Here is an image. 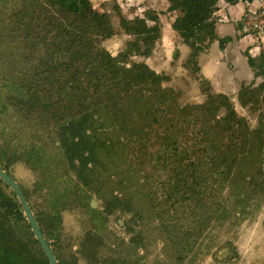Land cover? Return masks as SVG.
<instances>
[{
    "label": "trees",
    "instance_id": "obj_1",
    "mask_svg": "<svg viewBox=\"0 0 264 264\" xmlns=\"http://www.w3.org/2000/svg\"><path fill=\"white\" fill-rule=\"evenodd\" d=\"M219 1L167 0L166 11L175 15L171 28L189 48L183 67L206 97L182 105L181 91L163 86L167 74L132 60L149 57L162 36L155 9L127 18L113 5L119 29L129 36L113 55L103 45L116 33L111 15L91 0H0V166L13 177L9 168L20 161L40 174L32 189L19 185L58 264L139 263L144 218L127 188L133 177L142 178L144 206L180 208L189 216L181 228L178 219L165 223L173 244H195L204 226L221 216L223 190L240 200L264 196V50L256 56L243 51L253 80L241 83L236 95L255 114L253 128L228 94L199 77V54L214 41L223 49L232 40L216 33ZM178 58L175 48L172 61ZM92 195L101 210L90 206ZM65 210L89 216L76 249L64 231ZM114 213L136 220L126 225V250L103 253ZM0 264H49L1 180Z\"/></svg>",
    "mask_w": 264,
    "mask_h": 264
},
{
    "label": "rangeland",
    "instance_id": "obj_2",
    "mask_svg": "<svg viewBox=\"0 0 264 264\" xmlns=\"http://www.w3.org/2000/svg\"><path fill=\"white\" fill-rule=\"evenodd\" d=\"M91 2L93 6L104 9L111 15V21L116 33L111 39L105 40L103 45L113 55L117 54L129 39L118 27V17L113 10V5L117 4L122 14L127 18L134 17L135 15L141 16L144 9L154 7L159 12L162 29L161 42L158 43L156 51L150 55L147 61L140 56H134L132 60L146 61L156 72H163L170 77L173 76V79L171 78L169 82H164L163 86H171L181 91L178 99L180 104L198 103L205 100L206 97L200 91L199 82H196L198 84L197 88L192 82L184 83L181 80L182 70L175 65L176 60L172 61L171 54L177 48L179 40L171 28V22L174 16L173 13L166 11V0H91ZM242 7L243 5H240L233 10H228L226 6L220 5V8L223 10L222 13L225 16L229 14L228 16L232 19H238L240 17ZM226 29L227 27L224 28V30ZM240 29L243 32L242 34H244L243 37L248 35L244 33L242 27ZM248 37L252 38L250 35ZM211 45L212 47L210 46L209 53L203 55L201 58V65L205 77L209 76V78L219 84H227L225 86L226 88L231 86L229 81L233 76L236 78H242L240 76H244L248 80L247 73H243L248 64L238 44L235 43L230 46L225 54L226 56H222L217 42L214 41ZM215 61H219L217 65H215ZM210 62L212 63L211 66H209ZM228 62L233 64L234 67H237V69L233 71L231 66L228 65ZM188 75L192 80L196 81L193 76ZM261 79H256V83ZM182 89H185V91ZM215 91L219 92V89L217 88ZM229 91L227 94L230 96L236 111L247 119L251 128L255 127L256 116L247 108L239 105L236 99L237 90L235 86L229 87ZM200 96L201 98L199 99ZM0 124V126L3 125V123ZM16 136H19L17 140H21L19 133ZM15 140L16 138L12 139V141ZM26 141L29 140L26 139ZM43 141L41 140V142ZM1 142L2 139H0ZM46 146L47 150L52 148V141H47ZM52 152L55 153L57 151L52 150L51 154ZM121 165L124 166L125 163ZM47 170L52 171L53 167H50L49 164ZM9 171L23 188L29 190L33 188V182L40 176L39 173L34 174L20 161L11 165ZM110 172L113 173V169ZM117 174H119V171L111 176L116 177ZM141 181V177H133L130 183L127 182L128 190L134 194L137 211L144 218L141 225L144 233V246L138 253V256L140 255L138 264H264L263 195H253L251 199L240 200L239 197L223 190L218 199L221 203V216H217L204 226L195 244L190 242L191 244L189 245L186 239L173 244L169 241L165 223H169L173 219H178L180 222L178 227L181 228L191 222L190 218H188L189 216L184 211L181 212L180 208L177 211L166 209L158 211L152 206H144L139 199ZM157 183L159 188L162 187L161 181ZM113 186H116L115 182H113ZM91 197L92 199L88 201L91 204L90 206L93 209L101 210V201L97 199L96 195H92ZM238 201L241 202L238 203ZM88 218V214L81 210H65L62 213L64 231L67 237L68 235L71 236L72 249L78 247V240L85 231L84 225H90ZM135 220L136 215L133 216L131 213H114L109 216L105 227L108 230L104 231L105 239L107 240L106 245L109 250L103 253L111 254L113 251L124 252L126 250L125 245L128 237L126 234V225H133ZM220 253L224 255L219 257ZM81 263L83 264V261Z\"/></svg>",
    "mask_w": 264,
    "mask_h": 264
},
{
    "label": "crops",
    "instance_id": "obj_3",
    "mask_svg": "<svg viewBox=\"0 0 264 264\" xmlns=\"http://www.w3.org/2000/svg\"><path fill=\"white\" fill-rule=\"evenodd\" d=\"M167 5H168V2L166 3V7H167ZM220 5L226 6V8L228 10H233L235 7H238L240 5H243V7L241 9L240 17L238 19H232V18H230V16H228L229 14L227 16H225L222 13L223 10H222V8H220ZM248 6H249V2H247V1H239L235 5L228 4L224 0H220L219 1V3H218L219 10L216 12V16H217L216 33H217V35L219 37H223V36H226V35L232 37V40L230 42H228L227 44H225V46H224L223 49H220L219 48L220 51H221L222 56H226L225 54L228 51V48L230 46L234 45L235 43L238 44L239 49L242 52L245 49L248 48V52L252 56H256V55L259 54L260 49L256 46V44L254 43L253 39L250 38V37H248V35H246L245 37H243L244 34H242L243 32L241 31V29H236V23H237V21H239L241 23V18L243 16V13L247 9ZM152 8L154 9V7H152ZM173 16L175 17L174 14H173ZM225 27H227L226 30H224ZM172 31L174 32L173 29H172ZM174 34H175V32H174ZM125 36H128V35L125 34ZM128 38H129V36H128ZM161 38H162V36H161ZM161 38L157 42L155 48L153 49V52L156 51V47H157L158 43L161 42ZM178 40L179 41H178V44H177V48L179 49V58H178V60L175 61V65H177L182 70L181 71L182 72V79L181 80L184 83H190V82H192V84H194V86L197 88V86H198V84L196 83L197 80L196 81L195 80H192L190 78V76L187 74L186 69L182 66L183 65V62L186 59V56L189 53V48L185 44H183L181 42V39L179 37H178ZM215 42H217V41H215ZM217 44H218V42H217ZM211 47H212V45H211ZM218 47H219V45H218ZM209 51H210V47L205 52H202V53L199 54V57H198V65H199V68H200L199 77L206 78L207 80H209V82L211 83V86H212V88H213L214 91H215V89L218 88L219 89V92H222V93H226L227 94V93L230 92L229 91V87H234V86H235V89L238 91L241 83H247V81L250 82V81L253 80V73H252V70L250 69L249 66H247L246 69H244V71H243V73H247L248 80H247L246 77L244 78V76H240L242 78H236L235 76H233V77L230 78V81H229V83L231 84V86H229L227 88L225 87V86H227V84H219L218 82L216 83L213 79L209 78V76H206L205 77L204 74H203V69H202V65H201V58L203 57V55L209 53ZM171 57H172V54H171ZM142 58H145V57H142ZM148 58H150V56L147 57V58H145V60L147 61ZM224 60H225V58H224ZM219 61H221V60H219ZM219 61H215L214 62L215 65H217ZM228 63H229L228 65L231 66V69L233 71H235L237 69V67H234L233 64H231L230 62H228ZM211 65H212V63L210 62L209 63V66H211ZM171 78L173 79V76L170 77V79ZM169 81H167V82H169ZM215 87H217V88H215ZM182 90L185 91V89H182ZM200 95L202 96V94H200ZM201 96L199 97V99L201 98Z\"/></svg>",
    "mask_w": 264,
    "mask_h": 264
},
{
    "label": "water",
    "instance_id": "obj_4",
    "mask_svg": "<svg viewBox=\"0 0 264 264\" xmlns=\"http://www.w3.org/2000/svg\"><path fill=\"white\" fill-rule=\"evenodd\" d=\"M0 180L14 192L19 204L22 207L25 219L30 225L31 231L35 239L38 241L41 249L43 250L49 264H58V261L51 247L49 246L45 236L43 235L39 227V224L37 223L34 217V214L29 205V202L27 201L19 183L10 174H8L5 171V169H3L1 166H0ZM223 255H224L223 253H220L219 257H222Z\"/></svg>",
    "mask_w": 264,
    "mask_h": 264
},
{
    "label": "built area",
    "instance_id": "obj_5",
    "mask_svg": "<svg viewBox=\"0 0 264 264\" xmlns=\"http://www.w3.org/2000/svg\"><path fill=\"white\" fill-rule=\"evenodd\" d=\"M242 30L250 35L256 46L264 50V0L249 2L241 18Z\"/></svg>",
    "mask_w": 264,
    "mask_h": 264
}]
</instances>
